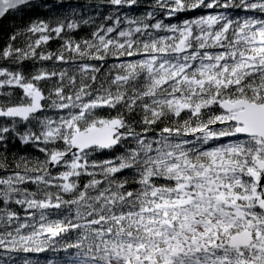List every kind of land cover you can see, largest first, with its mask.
I'll list each match as a JSON object with an SVG mask.
<instances>
[{"label": "snow or ice", "instance_id": "snow-or-ice-1", "mask_svg": "<svg viewBox=\"0 0 264 264\" xmlns=\"http://www.w3.org/2000/svg\"><path fill=\"white\" fill-rule=\"evenodd\" d=\"M141 6L0 0V264H264V0Z\"/></svg>", "mask_w": 264, "mask_h": 264}, {"label": "trees", "instance_id": "trees-1", "mask_svg": "<svg viewBox=\"0 0 264 264\" xmlns=\"http://www.w3.org/2000/svg\"><path fill=\"white\" fill-rule=\"evenodd\" d=\"M67 2H70L73 5H91V4H96L99 3L100 0H67ZM151 2V0H141V8H139L137 11L135 12H129V15H138V14H142V12L144 11V8ZM79 10V9H78ZM63 11V10H62ZM68 11H71L70 9ZM88 12H91L92 9H87ZM21 22L19 21V19L13 20L11 18H6L2 21H0V43H3L7 40L8 35L10 34L11 29L15 26L20 24ZM86 35V32H78L77 33V37H82ZM51 49L55 50L58 47V42H52L51 44ZM24 155H31L33 157H37V156H41V154L34 152L31 148H27L25 149V151L22 153ZM13 155H15V150H13L12 153L9 154V161H12V157ZM42 158V157H41ZM14 163V162H13ZM34 187V186H31ZM21 215H23V213L21 212ZM41 260V264H44V257L43 255H41L40 257Z\"/></svg>", "mask_w": 264, "mask_h": 264}]
</instances>
